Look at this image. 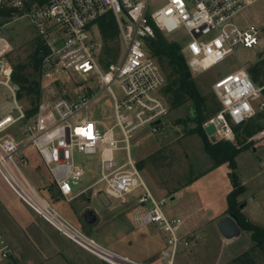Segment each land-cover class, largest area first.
Instances as JSON below:
<instances>
[{
    "label": "built area",
    "instance_id": "obj_1",
    "mask_svg": "<svg viewBox=\"0 0 264 264\" xmlns=\"http://www.w3.org/2000/svg\"><path fill=\"white\" fill-rule=\"evenodd\" d=\"M16 13L26 16L37 32L46 54L40 65L43 81L56 79L60 73L79 75L85 84L72 97H59L47 103L40 99L37 112L27 118L18 104L12 87V65L8 55L10 40L0 34V84L11 94L17 113L0 117V174L16 195L60 234L79 247L109 264H156L139 261L117 253L96 242L78 226L63 217L46 195L38 191L23 175L18 156L20 147L9 135L8 127L22 124L23 133L46 167L57 191L71 199L101 183L97 190L107 198L130 195L134 201L132 220L137 227L155 224L164 234L166 264H176L179 247H187L189 238L180 232L183 220L165 210L167 198L155 196L131 156V135L142 129L157 132L170 110L163 92L166 77L156 58L149 52V40L159 30L182 47L191 73L208 70L228 55L234 47L253 48L260 42L261 28L242 26L234 17L249 5V0H0ZM112 13L118 27L119 54L114 61L104 62L103 43L96 21ZM178 34V38L172 37ZM247 65L219 74L211 87L219 101V110L203 122L212 125L211 140L233 143V125L264 111V86L257 85ZM93 76L97 83L88 82ZM11 83V84H10ZM119 87L115 93L111 85ZM94 87L107 90L112 98L113 119H95L89 104L95 98ZM118 128L124 143L126 160L115 161L113 152ZM264 138V127L247 139ZM95 157L99 177L74 193L73 186L89 171L88 164L77 163L74 151ZM130 200L127 201V203ZM13 251L0 230V264H9ZM157 264H162L159 262Z\"/></svg>",
    "mask_w": 264,
    "mask_h": 264
},
{
    "label": "rangeland",
    "instance_id": "obj_2",
    "mask_svg": "<svg viewBox=\"0 0 264 264\" xmlns=\"http://www.w3.org/2000/svg\"><path fill=\"white\" fill-rule=\"evenodd\" d=\"M249 2V5L234 17V20L242 26L250 24L259 26L261 28L259 44L253 48L236 45L235 56L228 55L208 70L197 74L192 73L201 94L208 97V103L214 100L219 104L211 87L219 74L235 70L241 64L248 66L257 59L259 52L264 55V0H249ZM0 34L11 42L12 49L8 55L11 63L18 56L23 58L28 55L37 32L28 17L14 16L12 19L0 21ZM172 37L178 38V34L174 33ZM159 65L163 68L161 64ZM88 78L86 83L92 82L93 85L97 83L95 77L88 76ZM83 84L85 80L79 75L62 72L56 79L43 81L41 100L44 103H50L59 97H72L82 90L80 87ZM12 87L14 89L13 85ZM111 88L119 94V87L116 84H112ZM94 91L95 98L89 104L90 115L95 119L105 118L107 122H110L113 119V103L109 92L97 87H94ZM18 104L27 107L26 101L22 99L18 100ZM7 113L16 114L17 109L12 104L9 90L0 84V117ZM193 117L195 112L191 101L176 108L170 105L167 119L162 121L163 128L157 132L142 129L133 133L130 141L132 159L141 167L140 173L146 184L150 185H148L149 189L152 191L150 187L158 182L165 185L168 188L167 193L164 194L167 198L166 212L178 215L181 219L184 217L183 226L185 224V226H191L190 228L193 227L191 232L185 234L189 238V245L179 247L175 258L176 264H237L235 258L243 251H251L256 263L264 264L263 254L254 248L249 232L241 230L240 234L234 238L225 239L216 227V218L210 219L208 215V212L217 213L219 210H223L219 214H225L226 195L232 187L227 173L220 170L211 175L204 173L198 182L183 187L174 199H171L172 191L169 189L181 188L192 177L203 173L213 165L209 155L203 149L200 136L194 132H188L195 126L194 121L191 120ZM5 132L18 143L20 147L18 156L26 157L25 163L19 162V168L27 180L37 190L46 185L53 187L52 179L41 164L36 150L26 142L29 137L23 133L22 124H14ZM114 133L118 143L113 156L120 164L126 160V151L124 143L119 140L121 135L118 128H115ZM232 144L236 148L240 146L235 158V171L244 187L243 193L237 199L247 204L240 211L250 221L264 228V138L247 145L241 140H235ZM141 150L144 156L138 154ZM158 153L163 154L165 158L161 160L163 166L156 168L151 162V156ZM73 156L75 162L87 163L89 166V171L77 185L73 186L75 193L96 181L99 172L95 157H89L76 150ZM101 187H103L101 183L92 185L77 200L62 197L58 199V202L54 200L56 198L54 196L51 198L54 202L52 206L104 247L139 261L166 264V242L163 232L153 223L137 227L131 219L133 200L131 199L128 204L125 203L130 195L122 198H107L102 192L97 193ZM4 191L7 194H4ZM0 194L19 204L21 211L32 216L33 212L20 205L22 203L20 198L7 186L1 175ZM210 201L213 203L208 205ZM86 209L95 211L98 219L96 223L85 224L82 213ZM35 220L33 232H29L28 228L26 230L19 228L14 233L11 231L12 237L3 233L13 251V259L17 260L15 264H109L60 234L51 224L48 223V225L37 217ZM131 241L132 244H130ZM152 244L158 248V252H152L149 256Z\"/></svg>",
    "mask_w": 264,
    "mask_h": 264
},
{
    "label": "trees",
    "instance_id": "obj_3",
    "mask_svg": "<svg viewBox=\"0 0 264 264\" xmlns=\"http://www.w3.org/2000/svg\"><path fill=\"white\" fill-rule=\"evenodd\" d=\"M15 15L16 13L6 2L0 4V16L2 17L0 21L12 19ZM96 23L103 43L104 62L116 60L120 50V43L118 39V27L113 14L110 12L105 13L98 18ZM148 49L163 67L161 69L166 77L163 92L168 98L171 107H179L188 101H191L193 104L195 117L191 120L194 121L195 126L188 132H194L200 136L203 142V149L213 162V167L223 163L227 164L229 168L228 176L232 187L226 195L225 214H234L237 217V224L240 229L250 233L254 248H257L264 258V228L253 223L247 216L241 213L240 204L242 202L237 199L244 191V187L235 171V158L239 147L236 148L229 141L211 140L205 127L202 126L206 119L219 110L220 105L214 102V100L208 103V97L201 94L179 43L169 40L162 32L155 30L154 38L149 40ZM45 54L46 48L41 44L40 38L35 36L28 55L23 58L18 56L15 60L11 61V83L14 86L16 98L18 100L22 99L27 103V107L25 108L27 118L36 114L41 99L40 65ZM256 58L253 63L248 65L247 70L257 85L264 86V55L259 52ZM262 91L264 95V88ZM263 127L264 111H260L245 122L233 125L232 129L236 141L241 140L246 142L250 136ZM250 143L252 142H246V145ZM164 158L163 154H154L151 156V162L156 168H159L163 166L161 160ZM46 195L52 202L51 198L58 196V193L55 189H51L48 186ZM235 261L237 264H257L251 251H243L235 258ZM15 263V260L11 262V264Z\"/></svg>",
    "mask_w": 264,
    "mask_h": 264
},
{
    "label": "crops",
    "instance_id": "obj_4",
    "mask_svg": "<svg viewBox=\"0 0 264 264\" xmlns=\"http://www.w3.org/2000/svg\"><path fill=\"white\" fill-rule=\"evenodd\" d=\"M164 127H166V125H164ZM247 142V140H246ZM237 147H240V146H237ZM35 149V148H34ZM138 154H142V150L139 151ZM39 156V155H38ZM144 156V155H143ZM40 158V157H39ZM40 162L41 164L44 166V164L42 163L41 161V158H40ZM137 166H138V163H136ZM45 167V166H44ZM139 168V167H138ZM46 169V167H45ZM224 169V171H223ZM47 170V169H46ZM141 170V169H140ZM217 170H220L221 172H224V173H227V176H228V172H229V168L227 166L226 163H223V164H220L218 166H211L209 168H207L203 173L195 176V177H192V180L190 182H186L184 184V186H182L181 188H176L177 190H172V189H169L170 191H174V192H171L170 195L172 194L171 196V199H174V197L179 193V191L183 188V187H186V186H191L193 185L194 183L198 182L199 178H201L204 173L207 174V175H211L213 172L217 171ZM48 172V171H47ZM49 174V173H48ZM1 175V174H0ZM50 176V175H49ZM2 177V176H1ZM4 180V179H3ZM6 182V181H5ZM189 183V184H188ZM7 184V183H6ZM149 185V184H148ZM7 186L11 189V187L7 184ZM48 186L49 185H46L45 187L43 188H39L38 190L40 192H43L45 195H46V191L48 189ZM150 186V185H149ZM52 187V186H51ZM53 189H56L55 185L53 184ZM152 189V192L155 194V195H160V196H164L165 193H167L168 191V188L163 185L162 183H155V184H152V187H150ZM231 189V188H230ZM229 189V191H230ZM6 190V189H5ZM12 190V189H11ZM228 191V190H227ZM228 191V192H229ZM14 192V191H13ZM227 192V193H228ZM15 193V192H14ZM58 196H56L55 198V201L58 199H62V197H64L62 194H60L58 191ZM4 194H7L6 191H4ZM16 194V193H15ZM16 196V195H15ZM47 196V195H46ZM81 196H83V194H80V195H74L73 197H71V199L73 198H76V200L78 198H80ZM65 198V197H64ZM21 200V199H20ZM70 200V199H69ZM131 200V199H129ZM21 203L20 205H23L25 206L30 212H33L32 216L31 215H27L23 210L21 211V207H19L17 204H15L13 201H11L7 196H4V195H1L0 194V230L5 234L7 235L8 237H12L11 235V231L14 233L16 230H19V228H24L25 230L28 228L29 229V232H33L35 231V226H34V222L36 221L35 220V217H37L38 219L42 220L43 222H45L46 224H48L47 221H45L41 216H39L31 207H29L24 201L21 200ZM59 202V201H58ZM133 204H134V201H132ZM212 201L208 202V205L211 203ZM52 203H54L52 201ZM127 203V202H125ZM213 203V202H212ZM128 204V203H127ZM247 206V204L245 205ZM133 207V206H132ZM226 209V208H225ZM218 211V210H217ZM223 210H219L217 213L215 212H208V215H210V219L212 218H216L215 220V224L217 223V221L219 219H221L222 217H224L225 215L227 214H219L221 213ZM21 214H22V217H21ZM169 214V213H168ZM35 217H34V216ZM173 215V214H171ZM218 215V216H216ZM178 216V215H176ZM180 217V216H179ZM131 219H132V216H131ZM98 220V219H97ZM183 222L185 221V218L183 217ZM49 225V224H48ZM191 226H183V224L180 226V232L182 234H188L189 232H191L193 230V227L190 228ZM157 238V237H155ZM224 238V237H223ZM154 243V241H153ZM130 244H132V241L130 242ZM153 249V250H152ZM152 252H158V248L154 247L153 244L151 246V251L149 252V256L152 254ZM15 260V259H13ZM12 260V261H13ZM17 261V260H15ZM140 261H145V260H140ZM145 262H148V261H145ZM11 264V263H9Z\"/></svg>",
    "mask_w": 264,
    "mask_h": 264
},
{
    "label": "water",
    "instance_id": "obj_5",
    "mask_svg": "<svg viewBox=\"0 0 264 264\" xmlns=\"http://www.w3.org/2000/svg\"><path fill=\"white\" fill-rule=\"evenodd\" d=\"M205 129L208 135H211L213 133L212 125L206 126ZM244 205L245 203H241L240 208H243ZM82 216L85 222L88 224H94L95 222H97V215L93 209L84 210ZM216 227L225 239H232L235 236L239 235L241 232V229L237 224V217L234 214H227L219 219L216 223Z\"/></svg>",
    "mask_w": 264,
    "mask_h": 264
},
{
    "label": "flooded vegetation",
    "instance_id": "obj_6",
    "mask_svg": "<svg viewBox=\"0 0 264 264\" xmlns=\"http://www.w3.org/2000/svg\"><path fill=\"white\" fill-rule=\"evenodd\" d=\"M82 219H83V221L85 222V220H84L83 216H82ZM95 223H96V222H95ZM85 224H86V225H92V224H88V223H86V222H85Z\"/></svg>",
    "mask_w": 264,
    "mask_h": 264
}]
</instances>
